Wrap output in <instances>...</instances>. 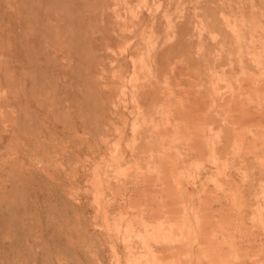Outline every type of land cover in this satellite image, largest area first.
I'll return each instance as SVG.
<instances>
[{
	"label": "rangeland",
	"instance_id": "obj_1",
	"mask_svg": "<svg viewBox=\"0 0 264 264\" xmlns=\"http://www.w3.org/2000/svg\"><path fill=\"white\" fill-rule=\"evenodd\" d=\"M262 53L264 0H0V264H264V164L231 240L218 171L241 173L205 143L221 99L264 109ZM190 93L205 119L176 121Z\"/></svg>",
	"mask_w": 264,
	"mask_h": 264
},
{
	"label": "crops",
	"instance_id": "obj_2",
	"mask_svg": "<svg viewBox=\"0 0 264 264\" xmlns=\"http://www.w3.org/2000/svg\"><path fill=\"white\" fill-rule=\"evenodd\" d=\"M260 58H261L260 63L264 64V54L263 53L260 54ZM143 94L145 96V94L147 93L144 91ZM191 95H192L191 93L190 95L189 94L185 95V97L187 98H192L191 100L189 99L184 104H179V105L174 106L172 110V114H173V118H175L176 121L180 122L182 120H186L189 118L192 120L198 119L199 121H201V119L202 120L205 119L204 115L200 116L198 113L199 111L198 105L200 103V100L197 99V97H193ZM220 103L221 104H219V106L221 107L220 109L223 112V116L221 117L222 125L215 132V136L217 139L206 141L205 143H206L207 150H209L211 155L214 157L212 158L215 163H218V159H219L218 156H215V155L228 151L227 153H231L235 156V157L232 156V159L233 158L237 159V162H238L237 169L238 171L241 172V179L239 181H236V180L234 181L229 178V175L226 171L224 170L218 171V174L222 175L223 177V180L218 184V187H220L221 189L225 191L224 197L227 200H229L230 206H231V207L229 206V209L236 208L237 212L235 213V215L234 214L232 215L229 213L230 211L227 210L225 215L224 214L220 215L216 223L217 224L216 228L215 230H213V232L214 233L216 231L228 232L229 239L232 240L234 233H239V232L247 233L248 232V229L247 230L241 229L240 226L243 225L242 209L247 207V204H246L247 199L250 197V195L244 190L247 189L249 192V187L247 185L250 186V184L252 183V181L249 178V173H248V168L250 166L249 161L253 159V160H256L264 164V156L258 154V152L260 151L264 152V147L257 145L258 137L256 134H253L251 138L252 140L251 142L248 141L249 139L247 135L248 133H252L253 131L251 129L246 130L243 126L244 124L240 122L242 120H253V118H255L256 116L262 118V116H264V112H263L264 109H262L261 107H258L257 102L256 103L252 102L242 107L240 106V103L233 102L232 100L230 101L229 99H221ZM259 106L261 105L259 104ZM254 126L260 127V124L255 123ZM211 129H212L211 126H209V130ZM159 134H160L159 139L161 140L163 136V132L159 130ZM160 140H159V143L161 142ZM186 140H187L186 141L187 147L185 150H187L188 152L202 151L201 146L198 145L203 142L201 139L200 132H199V127H194L193 132H190L188 134V137ZM161 145L162 144L160 143V146ZM161 147L162 149L164 148L163 146ZM213 152L214 154H212ZM227 162H228V159H225L221 162V164L224 167H227ZM242 163L243 165H240ZM244 192L247 193V196H245ZM263 194H264V189H263ZM210 196H212V193L205 191L203 197L201 195L198 197V202L200 204L205 205L207 204ZM214 196L215 195H213V197ZM190 199L193 202L194 197L192 196V194L190 195ZM192 209L196 210V213L199 212L197 211L194 205L192 206ZM196 217H197V220L195 222L196 227H192V231L194 233L193 239L194 240H197L200 238L201 239L203 238L204 239L205 238L216 239V235H214L213 233L211 234V236H207L206 234L203 235V233H205V230L207 232V229L204 228L203 226H205V224L210 223L211 220L208 219L207 216H203L202 213H200L199 216H197L196 214ZM143 228L144 230L147 229L146 226H144ZM226 242H227L226 239H222L221 241L214 242L215 243L214 245L210 242V246L213 248H216V246H218L219 248L222 245H225ZM230 245L234 248V252L236 250L235 254H238L237 245L232 241ZM215 252L213 253V256L216 255Z\"/></svg>",
	"mask_w": 264,
	"mask_h": 264
},
{
	"label": "bare ground",
	"instance_id": "obj_3",
	"mask_svg": "<svg viewBox=\"0 0 264 264\" xmlns=\"http://www.w3.org/2000/svg\"><path fill=\"white\" fill-rule=\"evenodd\" d=\"M14 6V5H13ZM147 93V92H146ZM193 106V105H192ZM57 118V117H56ZM70 129V128H69ZM227 129V128H226ZM236 131V130H235ZM226 134V133H225ZM238 136V135H237ZM239 137V136H238ZM31 138V137H30ZM238 144V143H237ZM232 147V146H231ZM214 149V148H213ZM212 154H214V152L212 153ZM238 154V153H237ZM216 156V155H215ZM213 157V156H212ZM214 158V157H213ZM219 158V157H218ZM247 158V157H246ZM245 160V159H244ZM247 160V159H246ZM246 163V162H245ZM240 165H243V163L242 164H240ZM82 170V169H81ZM241 173V172H240ZM245 174V173H244ZM249 180V179H248ZM250 183V182H249ZM72 191V190H71ZM79 227V226H78Z\"/></svg>",
	"mask_w": 264,
	"mask_h": 264
}]
</instances>
